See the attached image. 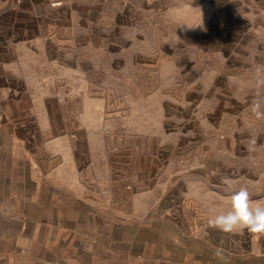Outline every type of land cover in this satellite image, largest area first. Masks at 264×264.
Returning <instances> with one entry per match:
<instances>
[{
    "label": "rangeland",
    "instance_id": "374dc122",
    "mask_svg": "<svg viewBox=\"0 0 264 264\" xmlns=\"http://www.w3.org/2000/svg\"><path fill=\"white\" fill-rule=\"evenodd\" d=\"M98 2L67 7L65 51H47L49 81L15 84L23 106L0 130L26 125L17 129L26 164L13 153L11 175L80 180L65 225L81 236L83 264L95 241L153 258L162 229L180 236L179 259L264 264V234L208 224L241 187L264 205V119L251 111L264 105V0ZM24 109L26 124L11 116ZM184 209L199 212L192 240L180 214L171 229L169 215ZM139 226L140 240H129Z\"/></svg>",
    "mask_w": 264,
    "mask_h": 264
},
{
    "label": "crops",
    "instance_id": "0c3cea01",
    "mask_svg": "<svg viewBox=\"0 0 264 264\" xmlns=\"http://www.w3.org/2000/svg\"><path fill=\"white\" fill-rule=\"evenodd\" d=\"M91 1L0 0V125L4 117L11 113V107L23 106V103L12 98L15 84H20L17 88H22L23 84H44L49 81L50 67L55 61L50 59L47 51L50 44L65 51L67 7H91ZM11 116L18 117L16 119L24 124L30 121L26 109ZM22 127L26 125L17 129ZM17 129L0 130V264H83L81 236L65 225L67 210L71 208L67 204V196L75 193L80 180L12 176L10 159L14 157L13 153L17 152V159L26 164L25 148ZM5 137L8 143H4ZM14 183L21 185L20 190L12 187ZM33 184L37 185L36 190L29 187ZM124 184L126 186L120 189L121 193H127L132 183L125 180ZM172 213L169 215L174 218L171 229H178L180 214L185 218L183 237L192 240L194 226L190 217L199 212L184 209ZM200 214L204 215L202 211ZM117 216L120 217V214ZM142 229L145 226H139L137 236L129 240L139 241V231ZM158 234L162 247L159 248L160 254L153 258L148 256L146 250L141 253L130 251L129 245L125 246L123 252L115 253L114 244L101 247L95 241L92 264H117L119 261H111L116 256L121 258L120 264H194L193 256L179 259L180 236L177 232L172 235L162 229ZM69 239L73 250L67 252Z\"/></svg>",
    "mask_w": 264,
    "mask_h": 264
},
{
    "label": "clouds",
    "instance_id": "9594fccd",
    "mask_svg": "<svg viewBox=\"0 0 264 264\" xmlns=\"http://www.w3.org/2000/svg\"><path fill=\"white\" fill-rule=\"evenodd\" d=\"M251 111L258 119H264V105L261 101L254 100ZM222 182L229 186L232 184V180L227 176L222 179ZM229 201L227 211L208 219L210 227L228 234L242 233L245 230L253 234H264V205L254 203L246 187L235 191L229 197Z\"/></svg>",
    "mask_w": 264,
    "mask_h": 264
},
{
    "label": "built area",
    "instance_id": "2783aa9c",
    "mask_svg": "<svg viewBox=\"0 0 264 264\" xmlns=\"http://www.w3.org/2000/svg\"><path fill=\"white\" fill-rule=\"evenodd\" d=\"M1 120H2V117H1V115H0V122H1Z\"/></svg>",
    "mask_w": 264,
    "mask_h": 264
}]
</instances>
